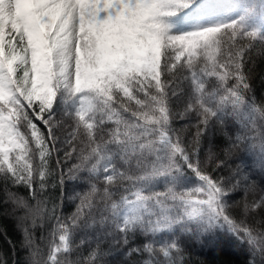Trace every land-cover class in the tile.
<instances>
[{"label":"snow or ice","instance_id":"obj_1","mask_svg":"<svg viewBox=\"0 0 264 264\" xmlns=\"http://www.w3.org/2000/svg\"><path fill=\"white\" fill-rule=\"evenodd\" d=\"M258 59L252 3L0 0V208L27 264H205L190 241L264 264Z\"/></svg>","mask_w":264,"mask_h":264},{"label":"trees","instance_id":"obj_2","mask_svg":"<svg viewBox=\"0 0 264 264\" xmlns=\"http://www.w3.org/2000/svg\"><path fill=\"white\" fill-rule=\"evenodd\" d=\"M261 73H264V59H258L256 64L257 75L254 79L257 86L258 98L264 96V88L259 84V74ZM178 123L183 122L178 121ZM244 160L251 161V158L245 156ZM0 193H2V188H0ZM236 198L238 199V194H236ZM73 210L74 207L71 201L63 208L65 214H70ZM21 241L22 233L15 219L9 215H5L2 208H0V255H4L8 259V264H27L28 252L26 248L21 246ZM10 242L15 245V251L11 247ZM189 251L193 259L204 260L205 264H219L221 260H228L231 264H244V257L240 254L239 248L232 249L227 255H220L210 248L202 247L199 242L190 241Z\"/></svg>","mask_w":264,"mask_h":264},{"label":"rangeland","instance_id":"obj_3","mask_svg":"<svg viewBox=\"0 0 264 264\" xmlns=\"http://www.w3.org/2000/svg\"><path fill=\"white\" fill-rule=\"evenodd\" d=\"M225 2L228 3H235V4H247V3H252L254 7L257 9L258 13L264 14V0H225ZM249 165H252L253 167H256L253 164V161L247 160L245 161ZM240 194H238L239 198Z\"/></svg>","mask_w":264,"mask_h":264}]
</instances>
